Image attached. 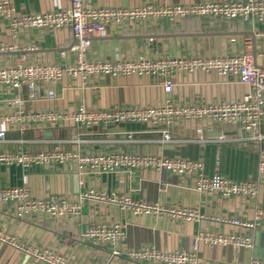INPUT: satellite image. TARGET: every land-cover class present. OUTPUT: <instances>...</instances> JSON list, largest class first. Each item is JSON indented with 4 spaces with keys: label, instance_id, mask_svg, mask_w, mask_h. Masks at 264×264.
Returning a JSON list of instances; mask_svg holds the SVG:
<instances>
[{
    "label": "crops",
    "instance_id": "1",
    "mask_svg": "<svg viewBox=\"0 0 264 264\" xmlns=\"http://www.w3.org/2000/svg\"><path fill=\"white\" fill-rule=\"evenodd\" d=\"M18 14L64 9L69 0H7ZM90 6L126 7L153 5H190L227 0H84ZM264 22L246 19H216L198 16L180 20L147 19L142 23L123 22L109 28L106 36L92 37L87 51L90 60L133 59L138 55L169 58L180 55H219L242 52L243 40L258 65L264 66ZM250 33H253L251 35ZM231 38H235L231 41ZM75 39L66 28H28L13 33L8 19L0 17V44L12 46L0 52V67L22 62L73 63ZM173 91L167 94L152 76L96 75L83 80L64 75L53 85L37 89L33 99L24 91L0 88V114L20 108L27 111L53 109L68 117L59 126L44 129L32 126L24 133L7 130L0 150L39 151L61 148L80 153L104 154L116 151L152 153L199 159L203 172L215 171L232 180L256 183L255 197L198 192L193 178L164 170L121 167L111 173L79 170L75 162L43 164L22 168L0 165V186H25L35 198L62 197L79 205L76 217L31 215L13 216L8 204L0 202V229L20 242L54 250L75 264H153L130 261L127 253L142 248L193 253L201 264H248L254 257L264 258V224L244 229L223 221L225 217L251 219L264 207V176L258 174L259 154L264 150V121L254 140L238 126L209 121H177L172 135L179 142L161 141L159 132L144 125L120 124L108 128H78L69 115L79 105L90 109L148 106L167 98L174 102H218L238 99L247 85L215 72H173ZM54 93L47 99V90ZM18 100V106L13 100ZM3 125L0 126V128ZM202 128V140L197 128ZM51 132V135L45 133ZM107 195L128 194L133 199L166 206H186L199 210L198 219L184 220L153 215L135 216L106 200L83 197L86 190ZM98 223H118L121 236L115 243L83 240L86 228ZM249 234L252 246L214 243L216 235ZM209 238V239H208ZM0 264H31L28 255L0 242ZM35 264H44L42 262Z\"/></svg>",
    "mask_w": 264,
    "mask_h": 264
},
{
    "label": "built area",
    "instance_id": "2",
    "mask_svg": "<svg viewBox=\"0 0 264 264\" xmlns=\"http://www.w3.org/2000/svg\"><path fill=\"white\" fill-rule=\"evenodd\" d=\"M207 16L216 19H246L264 22V0H227L206 1L190 5H153L145 3L139 6L106 7L90 6L84 0H69L64 9L40 13L18 14L7 0H0V17L8 19L13 33L28 28H66L75 39L72 45L74 61L64 67L55 63L27 64L15 62L0 67V88L24 91L33 99L38 88L53 85L64 75L80 77L90 76H152L167 94L173 91V72L205 71L215 72L219 76H229L234 81L247 85L248 90L238 99L218 102L177 103L167 98L162 102L148 106L114 107L90 109L79 105L69 115L78 128H108L120 124L144 125L159 132L161 141L173 143L181 141L172 135V127L177 121H209L218 124L238 126L240 131L256 140L259 125L264 121V66L258 65L251 51L250 40H243L242 52L219 55H180L169 58H151L138 55L133 59L90 60L87 51L92 37L106 36L109 28L123 22L142 23L147 19L171 21L191 17ZM264 35V32L262 33ZM234 41L235 38H231ZM12 46L0 44V52L12 49ZM264 56V52H262ZM52 90L45 97L53 99ZM18 106V100L12 102ZM68 116L53 109L27 111L20 108L0 114V141L6 140V131L24 133L33 125L51 129L60 125ZM197 138L202 140V128H197ZM75 162L78 169L96 173H111L121 167L164 170L178 176L193 178V187L202 193H218L221 196L242 195L255 197L256 183L248 180H232L215 171L207 176L203 172V162L180 156H165L152 153H129L116 151L104 154L80 153L77 149L61 148L54 145L51 149L35 152L24 150H0V165H18L27 168L33 165L63 164ZM258 174L264 176V150L259 154ZM83 197L95 200H108L128 213L141 216L174 217L184 220L201 217L198 209L186 206H166L133 199L128 194L107 195L105 192L86 190ZM0 202L8 204L13 216L23 219L31 215L49 217H76L79 205L62 197L35 198L23 186H0ZM231 225L252 229L264 224V207H258L251 219L225 217ZM121 236L118 223H98L90 225L83 232V240L93 243H115ZM209 239V238H208ZM0 242L29 256L31 264H75L60 253L47 248L20 242L15 236L0 229ZM214 243H231L237 247L252 246L249 234L216 235ZM130 261H147L153 264H201L193 253L185 251H159L142 248L127 253ZM248 264H264V258L254 257Z\"/></svg>",
    "mask_w": 264,
    "mask_h": 264
},
{
    "label": "water",
    "instance_id": "3",
    "mask_svg": "<svg viewBox=\"0 0 264 264\" xmlns=\"http://www.w3.org/2000/svg\"><path fill=\"white\" fill-rule=\"evenodd\" d=\"M251 35H253V33H250ZM47 135H51L52 133L51 132H48V133H45Z\"/></svg>",
    "mask_w": 264,
    "mask_h": 264
}]
</instances>
